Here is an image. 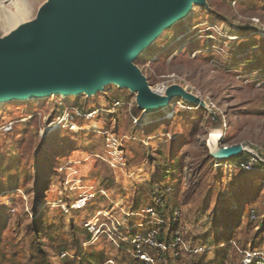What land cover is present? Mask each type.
<instances>
[{
  "label": "rangeland",
  "instance_id": "obj_1",
  "mask_svg": "<svg viewBox=\"0 0 264 264\" xmlns=\"http://www.w3.org/2000/svg\"><path fill=\"white\" fill-rule=\"evenodd\" d=\"M44 1L0 0V41L13 34L7 14L24 7L31 24ZM263 32L264 0H205L146 47L132 63L148 88L192 97H175L169 118L143 117L114 84L0 105V264H243L264 253ZM233 145L245 153L212 155ZM159 197L160 213H146ZM151 232L152 248L141 243Z\"/></svg>",
  "mask_w": 264,
  "mask_h": 264
},
{
  "label": "water",
  "instance_id": "obj_2",
  "mask_svg": "<svg viewBox=\"0 0 264 264\" xmlns=\"http://www.w3.org/2000/svg\"><path fill=\"white\" fill-rule=\"evenodd\" d=\"M191 3L204 5L205 0H48L33 23L0 41V101L60 92L92 96L110 81L135 93L138 108L147 114L177 96L192 99L178 87L155 96L132 63L192 11ZM242 153L241 145L224 146L215 158Z\"/></svg>",
  "mask_w": 264,
  "mask_h": 264
},
{
  "label": "bare ground",
  "instance_id": "obj_3",
  "mask_svg": "<svg viewBox=\"0 0 264 264\" xmlns=\"http://www.w3.org/2000/svg\"><path fill=\"white\" fill-rule=\"evenodd\" d=\"M47 1L48 0H45L44 1V3L43 4H45V3H47ZM28 5V4H27ZM193 5H194V3H191V7H193ZM17 6H18V4H17ZM2 8V7H1ZM9 13V12H8ZM189 14H191V12H189V11H186V13H185V16L184 17H182V18H180V19H178V20H176V21H174V24H176V23H178L179 21H181V20H184L187 16H189ZM5 16V15H4ZM25 17H26V10H25V8L23 7V9L22 8H20V9H17V11L15 12V13H10V14H7L6 15V17H5V23L7 24V25H9V26H11L10 27V32L11 33H14L20 26H22V24L23 25H26L27 23H25ZM23 21V22H22ZM7 30V29H6ZM163 31V30H162ZM161 31V32H162ZM160 32V33H161ZM10 33V34H11ZM262 36L264 37V32L262 33ZM109 84H114L115 86L117 85V86H119L117 83H114V82H112V81H110L109 82ZM105 86V85H104ZM147 88H148V85H147ZM148 90L152 93V94H154L155 96H157V94L153 91V90H150L149 88H148ZM97 92H99V91H97ZM159 93V92H158ZM79 95H86V93L84 92V93H62V92H60L59 94H54V95H51V96H40V97H32V98H29V99H26L25 101H33V102H36V101H40V100H44V99H48V98H50V97H53V96H58V97H62V98H64V97H77V96H79ZM157 97H160L161 98V96H157ZM4 102L5 101H0V105H2V104H4ZM170 107V104H165L163 107H161L160 109H157V110H154V111H149L150 113L149 114H156V113H160V112H166L167 110H168V108ZM142 111H144L143 112V117H147V111H146V109H142ZM171 115V113H170V111H167L166 112V117L167 118H169V116ZM221 129H219V130H215V132H213L212 133V136H213V140H215L216 138H218V137H220V135H221V131H220ZM210 149V148H209ZM214 152L212 153V150L210 149V152L212 153V155L214 156V157H219L220 156V152H216V149L215 150H213ZM78 206V205H77Z\"/></svg>",
  "mask_w": 264,
  "mask_h": 264
},
{
  "label": "built area",
  "instance_id": "obj_4",
  "mask_svg": "<svg viewBox=\"0 0 264 264\" xmlns=\"http://www.w3.org/2000/svg\"><path fill=\"white\" fill-rule=\"evenodd\" d=\"M255 161H256V159H255ZM251 166H252V164H251ZM154 203L155 204H153L152 207H150L148 210H145L146 213H150L151 215H157L158 213H160V211L163 208V202H162L161 197L156 199ZM163 224H165V222L159 224L158 226L163 225ZM150 235L152 237H154V235H156V233L151 232V233L147 234L145 239L141 240V243L142 244L148 243V244L151 245V248H152L153 246H157V245L154 243L153 239H146ZM179 240H180V238H177V242H179ZM140 257L145 262H152V260H148L147 255H143L142 254ZM242 263L243 264H264V253H260V252H257V251L245 252L244 256H243V259H242Z\"/></svg>",
  "mask_w": 264,
  "mask_h": 264
},
{
  "label": "trees",
  "instance_id": "obj_5",
  "mask_svg": "<svg viewBox=\"0 0 264 264\" xmlns=\"http://www.w3.org/2000/svg\"><path fill=\"white\" fill-rule=\"evenodd\" d=\"M241 156V155H240ZM249 156V155H248ZM247 157V156H246ZM238 158V157H237ZM237 158H235V159H237ZM239 164H242V162H239Z\"/></svg>",
  "mask_w": 264,
  "mask_h": 264
}]
</instances>
